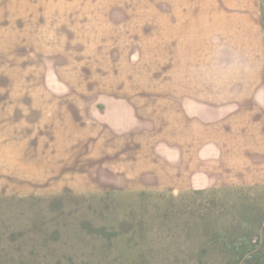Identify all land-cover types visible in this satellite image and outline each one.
I'll return each mask as SVG.
<instances>
[{"label":"rangeland","instance_id":"374dc122","mask_svg":"<svg viewBox=\"0 0 264 264\" xmlns=\"http://www.w3.org/2000/svg\"><path fill=\"white\" fill-rule=\"evenodd\" d=\"M155 2L68 0L49 37L4 48L0 104L49 182L0 175V264H264V111L258 139L228 115L264 90V0L259 30Z\"/></svg>","mask_w":264,"mask_h":264},{"label":"crops","instance_id":"0c3cea01","mask_svg":"<svg viewBox=\"0 0 264 264\" xmlns=\"http://www.w3.org/2000/svg\"><path fill=\"white\" fill-rule=\"evenodd\" d=\"M155 1L156 7L164 8L162 11L165 12L164 14L178 16L176 21H180V23H189L193 20V16L199 15L203 16L204 23L210 25L206 27L210 30L260 29V0ZM67 7L68 0H0V63L4 61L2 55L8 53L4 51V48L12 49L19 53H26L27 47H35L36 33L42 32V37H44V31H48L49 37L51 16L60 14L66 16L68 13ZM56 19L59 22V18ZM257 57L254 62V74H251L252 78L254 76L256 80L260 77L264 78V66H262L261 70L259 57ZM239 89L236 94L245 96L246 102L240 107H237V105L231 106L235 107V109L228 113L230 116L229 122L231 121L238 128L247 126L250 123V127L252 126L255 129L254 134L256 136L254 137L257 138L259 128L257 113L260 109L264 111V90L260 92V88L257 86L254 88L251 86L240 87ZM13 113V108H8L7 106L4 108L0 104V175L9 174L13 178L15 177L13 180L18 184L33 185L44 181L49 182V179H44L46 174H49V170L46 168L45 171V167L42 170L40 164L36 163L35 140H32L31 135H14V128L22 125H19L20 123L18 122L16 125H14L15 123H10L12 119L14 121L20 120L18 119L20 116L18 114L16 118L11 119V117H14ZM220 116L218 117L220 118ZM198 117L203 122L208 115L200 113ZM4 120H7V124H3ZM200 124L202 125L203 123ZM184 134H186L187 138L186 141L182 142H186L188 146L192 142L199 141V136H201L202 140L208 138L203 136L204 134L202 133L198 134V131L197 134L192 135L195 137L194 139H191L189 131ZM234 135H239V132ZM3 159H9L17 168L12 171H6L3 168Z\"/></svg>","mask_w":264,"mask_h":264}]
</instances>
